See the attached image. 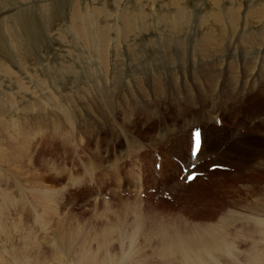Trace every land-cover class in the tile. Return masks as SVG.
<instances>
[{"label":"bare ground","instance_id":"bare-ground-1","mask_svg":"<svg viewBox=\"0 0 264 264\" xmlns=\"http://www.w3.org/2000/svg\"><path fill=\"white\" fill-rule=\"evenodd\" d=\"M60 1L69 0H7L0 3V82L4 80L5 83L12 86L10 88L0 83V164H5L6 167L19 173L21 177L25 178L23 181L27 180L33 169H19L20 165H15L14 162L20 164L21 160L27 157L25 151L27 153L32 152L26 150L27 148L29 149L27 147L30 145L28 143L29 138L35 134H33L32 130L44 126L53 131L55 135L60 136L57 139H60L66 134L62 132L63 127H61V124L66 126L67 121H54L55 119L51 117V106L61 108L62 115L69 122L68 127H70L71 131H75L74 125L77 120L80 123V125L78 124L80 129L82 128V124L88 120L85 115L84 117L81 116L83 112L86 114L82 110L84 107L91 109L87 113L91 117L93 116V126H96L98 122L101 123L98 111V108L101 106L100 99H104L109 106L111 105L114 108V112L118 111L119 104H122L117 114L127 115L128 118L133 119L134 113H130L128 107L133 108L135 104L136 106L142 104L139 107L152 108L156 96L160 100L165 101L167 95L172 90L181 102L188 100V103L191 104L189 111L194 110L192 111L194 115L196 113L194 118H198L197 112H199V108L207 107V109L202 110L207 112H202L199 124L195 123L194 120L191 123L183 121L185 126L188 128L191 127L189 131V158L184 160L185 164L182 166V168H188L191 163L190 151L192 149V130L194 128L202 126L204 134L202 148L197 157L198 161L204 157V150L207 143H214L212 150H215V147L218 146L219 136L217 133L220 131L218 126L221 125V128L224 127V122L220 119L216 111L219 106V100L224 110V106L228 107L229 101L235 102L240 96V102L243 97H249L253 92L257 93L264 87V0H262L263 3L260 0H254L252 2L250 0H200L198 3L199 6H195L196 0H83L84 3L82 4H80L81 0H71L69 6L65 7V12L58 13V8L61 5ZM6 7H9L8 10ZM256 12L260 13L261 21L254 17ZM198 13H201L199 17L201 24L198 22L200 25L196 28V26L191 25V18H194ZM37 14L38 16L35 18L34 15ZM56 14L57 16H55ZM48 15L52 26H38L36 28L40 29L41 27V29L48 31V35L58 41L57 46H59V49L51 41V47H53L51 53L53 51V55L50 53L46 56L40 55L35 60L34 57L30 59L31 49L28 48L30 50H27L26 41L22 38L27 32L23 33V35L20 32V30L23 32L27 28L19 25H25V23L31 24L32 26L39 24L38 18H41L40 23H44ZM52 19H58L59 22L55 23ZM116 19L121 20V22ZM162 26L169 29L172 35L166 33ZM58 32L63 37H66V39H63ZM76 41L84 48V63H80L79 66L76 62L68 58L69 53L73 54L76 50ZM165 43H168L165 47L166 49L169 48L168 50H165L164 45L162 46ZM25 49L27 54H22L24 51L20 53ZM238 50H243L247 56H244L242 52L236 54ZM170 56H174L178 61L173 60L172 62ZM179 61L184 66L179 74L176 75L175 72L168 71L171 69L175 70V66L177 67ZM210 65L219 67L214 70V76H211L214 78L213 88L209 87L208 84L211 73L207 77L204 71L205 68L209 67L210 72ZM49 68L53 70V74L49 72ZM80 69L88 78L86 80L88 83L86 84L83 83L84 74L82 75V71H79ZM57 70L60 71L59 74ZM194 71H199L200 74L196 72L194 76L195 80L192 79L193 81H191L189 75ZM57 74L59 75L57 82V86H60L59 90L49 81ZM178 75H181V78L174 80L173 78ZM61 76H65V79L61 80ZM45 82L50 84L46 87ZM52 86V89L55 91L54 93L57 95L56 101L53 97L45 93ZM2 87L5 89L10 88L7 90V94L2 95ZM13 89L16 91H13ZM184 89H187L189 98L185 96ZM69 92L73 95V98L74 96L78 98L69 100ZM19 94L29 96L31 99L26 98V100H21ZM85 97L91 98V101H89L90 105L85 101ZM195 98L201 100L198 106L193 102ZM207 98H210V101ZM50 100L59 102V104L53 105ZM70 102H73L75 105ZM70 104L72 106L67 108L66 106ZM125 104L126 106L123 110L122 108ZM196 107H198L197 111L195 110ZM231 111L229 112L231 113ZM73 113L74 116L72 117ZM111 113L113 114V112ZM240 114L242 113H238V115ZM114 119L112 117L111 120ZM107 120L109 119L107 118ZM116 126L117 124L113 125L114 128ZM90 129H92L91 126ZM94 130H96L97 134H100L99 132L103 128L94 127ZM59 132H62L63 135L61 134V136ZM74 133L76 135L77 132ZM74 133L69 132L67 134L68 136H72ZM184 133H186V130H184ZM14 136H20L22 143L18 142L17 138L14 140ZM94 136H96L95 131ZM6 138L12 139V141L5 142ZM144 140L146 141L147 139ZM157 140L163 142L166 139L162 137V139ZM64 141L68 142L65 139ZM48 142L50 143L51 141ZM69 142L71 141L69 140ZM97 142L99 143V141ZM142 148H144V145L140 143L139 148L135 147L134 149L141 151ZM143 152L144 150L135 153L140 155ZM28 157L26 159H30L31 156L29 155ZM160 164L161 171L163 165L161 162ZM258 165L259 167H263L264 162H258ZM177 166L178 162L176 161L174 167L177 168ZM2 167L5 168L4 166H0V236L2 238L1 243H4L1 248L4 251L10 250L9 256H13L15 262L19 264H67V260L61 257L64 256L67 258L70 256L73 257L74 255L77 260L76 264H264V217L256 216V214L254 216L251 215L252 217L250 216V218L245 219L246 230H244L246 232L242 228L244 225L241 224V228L245 233L241 235L239 232H233V234L229 229L230 227L233 228L235 221L233 223L232 220L233 225L228 221L233 219L234 215L238 212L231 213L227 217H220L218 220L216 219L210 222L209 226H200L194 238L190 241L187 240L195 232L192 225L191 227L185 228V223L178 224L171 232L162 227L158 232V240L154 245L146 243L153 235L143 236L145 240L144 246H137L140 243L138 244L134 241V237L143 228L142 220L137 219L135 220L136 222L133 228L135 231L132 229V234H129L128 237L131 240L130 244L128 243L129 247L126 248L123 245L120 249V254H113L112 250L114 251L116 248L114 246L112 247L111 242L114 239L116 242L117 239L124 240L127 238L126 223L112 224L110 226L107 222L106 224L110 227L104 229L106 226H103V230L100 229L99 234L96 233L97 250L96 248L94 249L95 251L85 249L84 252H77L75 246L79 244L72 240L73 235H67L65 233L67 229L59 228L55 234H49L47 243H44L46 245V252H44L46 255L43 256L41 255V251L37 253L32 249L41 250L39 247L43 242L38 240V234L36 235L38 241H34L35 238L31 241V235L29 234L31 231L26 232L27 230H23L25 231L23 232L19 230L21 228L23 229V225L20 227L17 222V225L15 224L16 232L22 231V233L20 232L18 236L12 237V228L9 225L14 223L16 219L13 217L11 218L12 221H10L7 218H3V212L9 209L11 205H14L13 203L9 204L8 201L11 197L10 188L13 186L11 184L12 181L16 189H18L17 193L20 196V200H29L24 197V192L19 188L20 184H17L16 179L11 180L12 173L9 170L7 171V169H1ZM174 170L176 171L177 169ZM171 173L168 175L170 179ZM49 175L51 174L49 173ZM156 175L158 174H153L152 178L157 182L156 186L160 187ZM199 179L200 177L197 176L193 180V183ZM166 180H164L161 186H166ZM2 182H5L7 185L10 183L11 186L9 185L8 189L2 188ZM47 186L49 185L47 184ZM156 186L154 185V188H157L161 194L169 192V187L160 189ZM252 186L257 188L259 185L256 186L254 184ZM44 188L46 189V187ZM171 189L172 192L175 191L173 188ZM141 191L139 189V192ZM33 192L31 191L32 194ZM44 194L45 197L43 198L45 199L46 205L49 204L48 197L50 200L51 197L50 195L47 196L46 192ZM142 196H139V198H142ZM37 198L38 196L35 199ZM11 199V201H14L16 198L12 196ZM260 201L264 202V196ZM216 204L219 207H215V209H219L220 212L223 211L224 202L219 201ZM30 212L34 215V220L36 218L39 219L35 211ZM136 213L138 215V212ZM138 217L136 216V218ZM51 220L53 219L49 221ZM38 222L46 224L48 220L42 221L40 219ZM58 224L60 223H57L56 226ZM206 224H209V222H205L203 225ZM237 228L239 227H236V231ZM94 231L96 232V228ZM34 234H36L35 231ZM76 234L78 233L76 232ZM85 236L88 239V234H85ZM16 239L20 241L18 248H15L10 243ZM82 242L83 244L89 245L94 242V239H88V241L83 240ZM44 244L42 245L44 246ZM24 245L27 247L23 251L20 250ZM147 249L152 251L151 254H143ZM84 253H86L85 256H83ZM32 254L35 255L33 256ZM67 259L69 260V258ZM70 261L69 263L72 264L73 260L71 259ZM0 264H14V262H4L0 256Z\"/></svg>","mask_w":264,"mask_h":264},{"label":"rangeland","instance_id":"rangeland-1","mask_svg":"<svg viewBox=\"0 0 264 264\" xmlns=\"http://www.w3.org/2000/svg\"><path fill=\"white\" fill-rule=\"evenodd\" d=\"M4 1L7 0H0V3H3ZM199 1L200 0L195 1V6H199L198 4ZM250 1L252 2L254 0H250ZM62 2L58 8L59 10L58 13L62 11L65 12L66 9L65 7L69 6L71 0L62 1ZM260 2L263 3L262 0H260ZM82 3H84L83 0L80 1V4ZM25 6H29V5H25ZM6 8L8 10L9 7ZM10 9L12 8L10 7ZM201 13H198L194 16V18H191L192 26H196V28L199 27V25L201 24L199 18L201 16L200 15ZM37 16L38 14L34 15L35 18ZM55 16H57V14ZM254 17L258 18L259 21H261V15L259 12H256L254 14ZM49 18L50 17L48 15L47 20L44 23H40L41 18H38L39 24H34L33 26L28 23L27 24L25 23V25H19V26H25V28H27L25 29L26 31L23 30L22 32L20 30V32L22 35L23 33L27 32L22 36V38L24 39V41H26L25 43L27 44L26 45L27 50L31 49L30 59L34 57L35 60L36 58H39L40 55L46 56L50 54L53 48L51 47L52 42H54L57 49H59V46H57L58 41L55 38H51V36L48 35L49 33L48 31L41 29V27L40 29L36 28L38 26H43V27L52 26ZM52 20L55 23L59 22L58 19L57 20L52 19ZM116 20L121 22V20L119 19ZM162 28L166 33L171 34V31L169 29H166L163 26ZM59 34L61 35V33ZM47 36H49L50 38ZM61 36L63 39H66V37H63V35ZM167 44L168 43L162 44V46L164 45L163 47L165 48ZM75 48H76L75 52L73 54L69 53L68 58L76 62L79 66L80 63L81 64L84 63V48L79 43H77V41L75 42ZM168 49L169 48L167 49L165 48V50ZM25 51L26 49L22 50L20 53L23 52L22 54L24 53L27 54ZM239 52H242L244 56H247L243 50H238L236 54ZM51 55H53V51ZM170 58L172 62L173 60H177L174 56H170ZM163 64H161V66H163ZM183 68H184L183 63L179 61L177 63V67L175 66V70L174 69L171 70L167 69V70L171 72H175L177 75ZM217 68L219 67H213L212 65H210V72H209V67L205 68L204 70L205 75L207 77H209L211 73L210 81L208 82L209 87L213 88L214 78L211 76H214V70ZM58 71L59 70H57V73L59 74L60 71L59 72ZM79 71L82 70L80 69ZM49 72L53 74L52 73L53 70L51 68H49ZM196 72L197 74H200L199 71H194L190 73L189 77L191 81L195 80L194 76L196 75ZM81 73L82 75L84 74L83 71ZM58 74L52 77V79L49 81L56 89L59 90L60 86H57V82L59 80ZM83 76H84L83 83L85 84L88 83V81H86L88 80L86 75L84 74ZM180 78L181 75H178L173 79L179 80ZM63 79H65V76H61V80ZM0 83L2 85L5 86L7 85L10 88H12V86L8 83H5L4 80H2ZM48 84L50 83L45 82L46 87L48 86ZM53 86L47 89L45 93L46 95L53 97L56 101L57 95L54 93L55 91L52 89ZM8 89L2 87L1 90L2 95L7 94ZM187 89H184L185 90L184 94L187 98H189ZM13 91L16 90L13 89ZM68 94H69L68 97L69 100L78 98L77 96H74L73 98V95L70 92ZM19 95L21 100L22 99L26 100V98L31 99L29 96H25L23 94H19ZM239 99L235 100L236 103L234 101H229L228 107L224 106V110H223V105L219 100L220 107L218 106L216 111L218 112L220 119L224 122L223 128H221V125L218 126L217 124L218 128L220 129V131L217 133L219 136L218 141L220 143L218 142V146L215 147V150H212L214 147V143L213 144L207 143L206 148L204 150V157L202 158V160L197 162L198 166L196 167V169L203 170L205 165L210 166V165L220 164L222 169H217L215 171L210 172L208 168V170L202 172V176H200L199 179L200 181L198 180L195 183L186 184V185L184 184L185 182L183 180L185 175L184 171L189 168H184L181 170V167L182 165L185 164L184 160L189 158V149H190L189 131L191 130V127L188 128L187 126H185L184 122L186 121V123L187 122L191 123L192 120H194L195 123L199 124V119L201 118L202 112L205 113L207 112L202 110L207 109V107L204 106L205 108H199L198 110L199 112H197L198 118H194L196 113L194 115L192 112L194 110H191V112L189 111L191 104L188 103V100H186L185 102H181L180 100L177 99V96L171 90V92H169V94L167 95L165 101L160 100L156 96V98H154V106L152 108L139 107L142 104L141 105L139 104V106L138 105L136 106L135 104L136 108L128 107V111L130 113H134L133 119H131L128 118L127 115L124 116L121 115L120 113L117 114L121 109L122 104H119L118 111L114 112V108H112L111 105L110 107L104 99H100L99 101L101 106L98 108V111H99V117L101 123L98 122L96 126H93L92 125L94 120L93 116L91 117L87 113V111L91 109H89L88 107H84V109L82 110L85 111L86 114H84V112L82 111L83 113L81 116L84 117L85 115V117L88 120L82 124L81 129L79 128L80 123L77 120V122L74 125L75 131H71L70 127H68L69 126L68 120L65 119L64 116L62 115L63 113L61 111V108L59 107L57 108V106L56 107L51 106V117L55 119L54 121L56 120L67 121L66 126L61 124V127H63L62 132L66 134L65 136H62L63 133L59 132L60 135L62 134L61 135L62 137L60 139H57L60 136L55 135L53 131H51L49 128L47 129L44 126H42L41 128L37 127V129L32 130L33 134L34 133L35 134L34 136H31L29 138L28 143L30 145L27 146L29 147V149L28 148L26 149L28 150V152L29 151L32 152L27 153L25 151V153L27 154L25 155L27 157L30 155L32 158L34 156V158L32 159L30 157L31 159L30 160V159H26L27 158L26 157L24 158V160H21L22 164L14 162L15 165L16 164L20 165L19 169H24V168L33 169L29 177L27 178L28 181L27 180L23 181V179L25 178L21 177L19 173L6 167L5 164H0V166L5 167V168L2 167L1 169H5V170L7 169V171L9 170V172L12 173L11 180L16 179V182H18L17 184L18 185L20 184L19 188L24 192L25 195L24 197L27 200H29V201L20 200V196L17 193L18 189H16V187L14 186L15 184L12 181L11 184L13 186L12 188H10L11 197L10 198L8 197L9 198L8 201L9 204L13 203L14 205L13 206L11 205L9 209L5 210L7 212L5 211L3 212L4 214L3 218H7L10 221H12L11 218L13 217L14 219H16L14 223L9 225L10 228H12V232H11L12 237L18 236L20 232L22 233L23 230H27L26 232L31 231V233H29L31 236L28 233H26L28 236H30L31 241H33V239L35 238L34 241L37 242L38 240H40L41 242H43L42 244H44L45 242L47 243L49 234L51 233L55 234L56 230H58L59 228H65L67 229L65 233L67 235L70 234L73 235L72 240L80 245V246L76 245L75 250H77V252H84L85 249L92 251L96 248L97 250L96 233L99 234L100 229L103 230L105 226L106 227L104 229H108L112 224L115 225V224L126 223L125 225H127L126 226L127 238L124 240L117 239L116 242L114 241L115 240L114 239L113 240V242H115L114 244L113 242H111L112 247L114 246V248H116L114 249V251L112 250L113 254H120L121 252L120 249L122 248L123 245H125L126 248L129 247L128 243L130 244L131 240L128 237L129 234H132V229L134 228L135 226L134 224L136 222L135 220L137 219L142 220L143 228L142 230H139V232L137 231L138 233L137 236L134 237V241H136L138 244L140 243L137 246H144L145 243L143 237L144 235H153L152 237L149 238L148 241H146V243H148L149 245H154L158 240V232L162 227L166 228L171 232L174 230L176 225L182 223H185V228L191 227L192 225L195 230V232L192 234V237H190L187 240L190 241L194 238L195 233L199 230L200 226H205V227L209 226L210 222L216 219L218 220L220 217H225V216L227 217V215H231V213L234 214V212H238L235 215L238 216L239 218L234 215V218L228 221L231 224H232V220L233 223L235 221L234 225L232 224L233 228L230 227L229 231H231L232 233L239 232V234L241 235L244 234L246 232L245 219L250 218L251 215L254 216L255 214L256 216L258 215L259 217H264V202L260 201L263 199L264 196V166L259 167L258 165V162H264V158H263L264 157V87L261 90H259V92L257 93L253 92V94L250 95L249 97H245V98L243 97L242 101L240 102ZM207 100L210 101V98H207ZM85 101L88 102L90 105L89 101H91V98L85 97ZM50 102L53 103V105L59 104V102L57 103L51 100ZM193 102L198 106V104L201 103V100L199 98H195ZM231 102L235 104L233 105ZM71 104L66 107L70 108L72 106ZM126 104L123 106L122 108L123 110ZM73 105L75 104L73 103ZM197 109L198 107H196L195 110L197 111ZM229 111H231V113ZM111 112H113V114ZM238 113H242V114L238 115ZM73 116L74 113L72 114V117ZM112 117L113 119L116 117L114 119L116 121L111 120ZM107 118L109 120H107ZM243 118L246 120H244ZM116 124L117 126L116 128H114L113 125ZM214 124L213 126H215ZM33 126L36 127L35 125ZM90 126L92 127V129H90ZM94 127L95 128L102 127L103 130L99 132L100 134H97L96 130H94ZM110 129H112L113 131ZM183 129L186 130L187 134L184 133ZM39 130L41 131V133L42 132L44 133L41 134ZM94 131L96 136H94ZM69 132L71 133L77 132L78 135L77 133L76 135L74 133L72 136H68L67 133ZM162 137L163 139L165 138L166 140L163 142L157 140V139H162ZM14 138H15L14 140H16L17 138V141L22 143L21 140L22 138H20V136H14ZM64 139L68 140V142L64 141ZM144 139L147 140L145 141ZM69 140L71 142H69ZM11 141L12 139H7V138L5 140V142H11ZM48 141H51L50 142L51 144ZM97 141H99V143ZM177 142L180 145L179 144L177 145ZM64 143H66V145H64ZM140 143L144 145V148H142L144 152L139 155L136 154L135 152H141L142 150L138 151L134 148L135 147L139 148ZM38 144L39 147L41 146V148L39 147L37 148ZM97 144H99V146H97ZM155 145L156 147H154ZM52 149L55 153L52 151ZM161 153L163 154L161 155ZM156 155L157 157H159V159L156 158ZM157 161L161 162L163 165L161 171L156 169L154 166L155 162ZM176 161L178 162L177 168L174 167ZM191 165L189 167H191ZM258 167L260 168V170ZM174 169H177L176 170L177 172ZM139 170L140 172H138ZM170 172H172L171 179L168 177ZM49 173L51 175H49ZM155 173L158 174L156 176L158 178L160 187L156 186L157 182L154 181V179L152 178V175ZM37 174L39 176L43 175L42 176L43 178L42 177L38 178L39 176ZM167 177L168 179L166 180ZM164 180H166V186H161L163 185ZM29 181L31 182L29 183ZM153 183L156 187H159L160 189L169 187L170 189L168 191L171 193L165 192L161 194V192H159L157 188H154ZM176 183L177 185H175ZM11 184L8 183L7 185L5 184V182L4 183L2 182L1 187L8 189V186L9 185L11 186ZM47 184L51 187L47 186ZM254 184L256 186L258 185L259 186L257 188L253 187L252 185ZM183 185L185 186L183 187ZM44 187H46V189ZM171 188H173L175 191L172 192ZM27 189L28 191H26ZM139 189L142 191L139 192ZM47 190L48 191L50 190L51 193H49L50 191L48 192ZM31 191H34L33 194L31 193ZM44 192H46V195L49 193L51 197V200L48 197L49 204L46 205H45V199L43 198L45 197ZM226 195L227 197H225ZM12 196L13 197L15 196L16 198L14 199V201H11ZM37 196L38 198L35 199ZM139 196H142V198H139ZM219 201L224 202V208L222 209L223 211L221 212L219 211V209H215V207H219V205L216 204ZM15 205L16 207H14ZM30 211L32 212L35 211L39 219L36 218V220H34L35 217ZM136 212H138V215ZM18 216L20 217V219H18L19 218ZM136 216L139 217L136 218ZM40 219H42V221L48 220V222H46V224H43L41 222H38V220ZM50 219L53 220L49 221ZM17 222L19 224L18 226L21 227L23 225V229L22 228L19 229L22 231L16 232L15 224L17 225ZM205 222L206 223L209 222V224L203 225ZM57 223L60 224L56 226ZM106 223L109 224L110 226L107 225ZM241 224L244 225V227H242ZM235 225L236 227L240 228V231L239 228H237L236 231V227L234 228ZM241 227L243 228V230L245 229L244 230L245 232L242 230ZM95 228H96V232L94 231ZM34 231L36 234H34ZM76 232L78 234H76ZM85 234H88L87 237L89 240L93 238L94 242L90 243L89 245L83 244L82 242L83 240L88 241ZM36 237L38 238V240ZM1 241L2 238L0 236V256L3 258L4 262L13 261L14 264H19L15 262L13 256H9L10 250L4 251L1 248V246L4 244L1 243ZM10 243H12L15 248H18L20 246V241L18 239L12 240V242ZM42 244H40L39 247L41 250L38 249L39 250L38 251L37 249L34 248L32 249L34 252L37 253L41 251V255L44 256L46 255V253H44L46 252V245L44 244L43 246ZM25 247L27 246L24 245L23 248L20 250L23 251ZM151 252L152 251L150 249H147L144 251L143 254L148 255L151 254ZM32 255L34 256L35 254ZM85 255L86 253L83 254V256ZM61 258L63 259L65 258L64 260H67L66 262L67 264H71L69 263L71 262L70 261L71 259L73 260L72 264L77 263L75 255L73 257L72 256L67 257L69 258V260L64 256H62ZM139 259L141 260V258Z\"/></svg>","mask_w":264,"mask_h":264}]
</instances>
